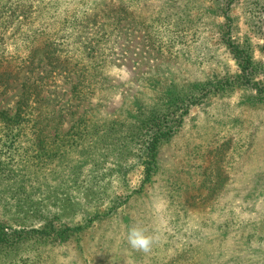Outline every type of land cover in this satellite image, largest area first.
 <instances>
[{"label": "rangeland", "instance_id": "rangeland-1", "mask_svg": "<svg viewBox=\"0 0 264 264\" xmlns=\"http://www.w3.org/2000/svg\"><path fill=\"white\" fill-rule=\"evenodd\" d=\"M229 41L264 88V0H0V72H12L0 111L15 113L37 47L64 48L77 72L47 79L45 113L61 118L44 157L0 134V223L17 242L0 264H264V100L253 86L206 90L240 74ZM166 90L181 97L169 108ZM155 117L175 130L148 180ZM132 227L153 237L149 252L130 246Z\"/></svg>", "mask_w": 264, "mask_h": 264}, {"label": "trees", "instance_id": "trees-1", "mask_svg": "<svg viewBox=\"0 0 264 264\" xmlns=\"http://www.w3.org/2000/svg\"><path fill=\"white\" fill-rule=\"evenodd\" d=\"M125 11L122 12L121 15H113L112 18L114 19L115 23L122 21L125 17ZM97 45L92 44L89 49V45L85 46L83 51L86 56H88L91 61L92 65L97 64L93 68V74L102 77L103 76V68L105 70L107 63L106 60L103 59L105 54H101L97 59H95V54L97 50ZM227 48L229 49L230 53L233 54L235 59L237 60L238 67L240 69V74L235 76L234 78L231 77H224L220 81H217L214 86L212 83H208L209 87L206 89L208 93H216L220 91H225L229 89H235L237 86H253V89L259 94L258 100L262 99V94H264V88H262L259 84L260 82H255L254 77L257 75V65L253 54L250 50L244 45H236L234 42L231 43L229 41ZM44 50L41 54L40 59L34 64L35 53L38 50ZM89 49V53H88ZM99 61L100 63H96ZM27 65L25 67H33V70L28 71V77H26L21 85V96L19 97L16 111L13 115L8 114L6 111H0V122L7 123L5 127L0 129V134L6 138V142H17L22 138H25L26 141L31 142V145L36 152L35 156L44 157L47 153L45 151V142L47 139L55 140L59 137V134L50 135L48 133V128L50 126L48 123L52 121V117L56 118L58 124H60L61 115L58 114L57 111L54 109L48 111L50 109L49 105H52V99L46 98L44 92L46 91L47 79L55 76L64 75V78L68 79L69 81L72 80L74 75H77V72L70 69L66 63L68 60L66 59V51L64 48L56 45L53 42H48L44 46L37 47V49L30 52ZM50 66L51 69L47 70V74L44 77L42 74L37 75L35 72L38 73L39 69L43 68L46 70V67ZM0 67H4L2 61L0 60ZM101 68V70H99ZM12 75V72L6 71L4 74L0 72V83L5 84L6 77ZM74 85H72V91L78 90L79 85L82 84L79 78H76ZM107 80L106 76L102 77V81ZM6 85V84H5ZM214 87V90L212 88ZM160 100L164 99L167 108L170 107L171 104L180 100V95L176 94L172 90H166L164 93L161 92ZM58 98V97H57ZM79 99V97L73 96L72 100ZM255 100V99H254ZM58 117H57V116ZM144 128H150L149 133L151 136V140L147 146V169H146V176L147 179L151 177L152 168L148 166L149 164L156 163V158L158 155V146L164 138L171 136V133L175 130L172 125H165V127L160 123V119L155 117V122L145 121ZM58 130V129H57ZM67 134H70L68 132ZM2 140V139H1ZM78 230V229H77ZM34 233H42V232H34ZM73 235V233L71 234ZM70 235V236H71ZM69 236V237H70ZM68 237V238H69ZM63 240H68L67 237H63ZM14 236L9 233L8 227L0 223V249L5 247H9L11 245H15Z\"/></svg>", "mask_w": 264, "mask_h": 264}, {"label": "clouds", "instance_id": "clouds-1", "mask_svg": "<svg viewBox=\"0 0 264 264\" xmlns=\"http://www.w3.org/2000/svg\"><path fill=\"white\" fill-rule=\"evenodd\" d=\"M128 243L133 249L149 252L154 242L151 235L146 234L145 230L140 227H132L127 235Z\"/></svg>", "mask_w": 264, "mask_h": 264}]
</instances>
